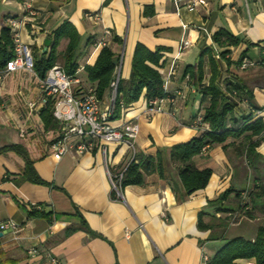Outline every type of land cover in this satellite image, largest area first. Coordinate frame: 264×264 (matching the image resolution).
<instances>
[{"label":"crops","instance_id":"0c3cea01","mask_svg":"<svg viewBox=\"0 0 264 264\" xmlns=\"http://www.w3.org/2000/svg\"><path fill=\"white\" fill-rule=\"evenodd\" d=\"M184 2L176 6L172 0H0V30L8 17L25 13V3L35 12L20 35L37 57L44 52V39L52 41V33L61 23L67 21L75 27L80 41L72 88L77 95L95 86L86 79L83 66L94 63L101 49L94 48V43L104 29L111 31L109 46L119 58L118 78L129 77L132 54L139 42L150 51L160 49L157 70L163 82L168 81L170 91L184 93L167 107L174 114L147 110L142 94L122 108L118 119L111 120L119 127L137 117L139 132L133 149L122 142L97 143L91 152L77 155L71 150L56 160L51 143L61 133L60 124L45 128L40 120L39 111L45 103L41 102L44 95L38 77L25 70L10 72L0 83V147L23 145L34 170L47 185L20 179L24 161L16 153L0 155V222L11 219L21 225L17 235L0 232V264H208L227 241L236 237L253 241L258 229L264 228V138L255 148L253 165L241 151L243 136L204 146L189 164L197 170L211 169L208 183L181 200L171 188L180 164L169 159L172 146L199 136L190 121L203 111L205 102L189 77L186 80L188 75L183 77V70L196 66L206 47L213 48L218 60L217 87L226 95L227 84L238 88V96H228L235 104L233 116L240 119L249 114L242 97L254 108L264 107V0H205L204 5L191 8L182 6ZM86 13H96L98 20ZM220 28L241 41L229 47L228 61L216 58L219 51L211 40ZM184 39L190 45L178 52ZM66 44L67 39L62 38L59 53ZM49 49L50 45L45 52ZM244 51L242 61L251 64L241 69L239 59ZM61 62L60 55L56 63ZM109 97L107 91L102 108L109 104ZM28 103L34 107L29 108ZM257 117L264 123V110L254 115ZM158 151L164 179L148 168L143 172V183L126 185L119 195H112L107 170L123 173L132 160L155 159ZM228 189L233 191L222 206L209 204ZM237 192L242 196L245 192V213L239 209L242 200ZM40 203L50 214L30 215ZM234 212H240L239 217L230 222ZM200 213L206 226L202 229L197 227ZM31 247L36 249L34 256L28 254ZM202 248L208 258L205 263ZM236 262L256 264L254 259Z\"/></svg>","mask_w":264,"mask_h":264},{"label":"trees","instance_id":"16d2710c","mask_svg":"<svg viewBox=\"0 0 264 264\" xmlns=\"http://www.w3.org/2000/svg\"><path fill=\"white\" fill-rule=\"evenodd\" d=\"M144 10V14H147ZM151 13V12H149ZM62 38L67 39V44L63 52H58V44ZM213 46L219 51L220 59L228 61L226 54L230 52L229 47L237 46L241 41L228 31L220 28L211 36ZM80 37L75 27L64 21L52 33V41L49 52H43L40 57L34 54L33 72L42 79L47 71L57 62L61 55V66L67 75L73 77L76 73L78 64L76 62L77 50ZM242 53L239 63L242 61ZM13 56V42L10 35V28L4 26L0 30V68L4 67L6 62ZM118 56L114 54L110 46L102 47L91 65H84L83 71L86 79L95 84V90L98 99L101 101L107 91H110V82L116 76V67L118 65ZM160 49L150 51L143 44L137 43L134 47L131 60L130 74L127 79L118 78L116 96L113 104L111 120L118 119L122 112V107H128L136 102L143 94L146 103L155 98L165 96L163 90V79L157 68L160 66ZM208 70V76L206 74ZM188 75L192 86L202 94L201 102H205L202 111V118L207 129H198L199 136L192 138L186 143L172 146L169 149V159L178 162L180 166L177 170V181L171 182V188L178 200L183 199L195 190L202 189L208 183L211 175V169L202 170L194 169L189 163L192 157L201 152L202 148L210 143H222L229 137L243 136L244 142L241 151L249 165H253L252 159L256 157L255 148L264 138V123L261 118L254 119V111L262 108H254L250 100H247L249 114L236 119L233 116L235 104L230 101L229 95L238 96L237 86L226 85L229 95L217 87V80L220 77L218 60L213 56V48L206 47L198 57L196 66H185L183 77ZM206 81L204 82V80ZM53 99L48 97L45 105L39 111L40 120L45 128H56L57 122L52 117ZM7 152H14L19 155L24 165L21 170V180L33 184L47 185L33 168V161L29 157L26 148L19 144H9L0 147V155ZM150 168L156 171L162 179L164 176L163 163L160 152L156 153L155 159L146 158L135 162H129L122 173L121 187L130 184L143 183V172ZM232 189L222 192L214 201L209 204H220L226 200ZM114 191L112 190V195ZM245 193V192H244ZM243 193V194H244ZM236 195L241 198L239 209L245 213L244 207L247 204L242 195L238 192ZM37 205L44 204L40 203ZM221 210H225L220 208ZM49 215L50 211H42L32 208L30 215ZM202 213L198 214L197 227L205 228L201 222ZM73 230V229H71ZM237 259H254L256 264H264V228L260 227L253 241L245 240L240 237L232 238L227 241L218 251L210 258L208 264H238Z\"/></svg>","mask_w":264,"mask_h":264},{"label":"built area","instance_id":"2783aa9c","mask_svg":"<svg viewBox=\"0 0 264 264\" xmlns=\"http://www.w3.org/2000/svg\"><path fill=\"white\" fill-rule=\"evenodd\" d=\"M176 6H179L181 0H172ZM205 0H186L182 6L195 7L204 5ZM35 16V12L29 4L25 3V13L20 16L8 17L6 26L10 28V35L13 42V56L6 62L5 66L0 68V83L12 71L25 70L33 73V60L31 49L22 41L20 29L24 27ZM88 18L94 21L98 20L96 13H86ZM111 36L109 29L103 30V36L96 43L94 48L107 47L110 44L108 37ZM190 45L187 39L180 42L178 52L186 49ZM216 58H219L218 52H215ZM251 63L243 60L240 63V68L244 69ZM186 80L188 76L185 77ZM76 80L67 75L63 67L55 63L46 73L45 77L38 78V85L44 97L41 102L46 103L48 97L52 98L53 108L52 117L60 124L61 133L51 143L52 156L59 160L64 154L69 151H74L77 155H82L86 152H91L96 148V144L105 145L108 143L122 142L130 149H133L134 140L139 132V123L134 119L125 121L121 126L115 127L111 123L113 112V104L116 96L118 84V75L110 82L109 104L102 108L101 101L98 99L95 87H89L81 95H77L72 85ZM167 80L163 82V90L165 96L161 98L151 99L146 103V109L156 112L167 111L169 114H174V110L167 107L172 106L177 99L182 98L184 93L180 89L170 91L167 87ZM235 91L233 95H235ZM242 102L247 105V100ZM29 108H33V103H28ZM124 109V107H122ZM261 110H255V115L261 113ZM190 127L195 129H207L203 122L202 111H198L190 121ZM203 150V149H202ZM102 152H105V147L102 146ZM108 179L112 190L119 195L121 188L122 173H114L107 170ZM245 198V193L243 194ZM34 207L42 211L41 205ZM246 206L244 207V209ZM242 212V211H241ZM240 212L230 214V222H234ZM21 230V225L14 220L6 219L0 222V232L10 231L13 235H17ZM28 254L34 256L36 249L29 248ZM202 261H208L206 254L202 248ZM54 262V261H53Z\"/></svg>","mask_w":264,"mask_h":264},{"label":"water","instance_id":"95a60500","mask_svg":"<svg viewBox=\"0 0 264 264\" xmlns=\"http://www.w3.org/2000/svg\"><path fill=\"white\" fill-rule=\"evenodd\" d=\"M50 43H51V39L50 38L47 37V38L44 39L43 45H42V48H43L44 52L46 51V49L48 48Z\"/></svg>","mask_w":264,"mask_h":264},{"label":"rangeland","instance_id":"374dc122","mask_svg":"<svg viewBox=\"0 0 264 264\" xmlns=\"http://www.w3.org/2000/svg\"><path fill=\"white\" fill-rule=\"evenodd\" d=\"M239 217V216H238ZM238 217L236 219H238Z\"/></svg>","mask_w":264,"mask_h":264}]
</instances>
